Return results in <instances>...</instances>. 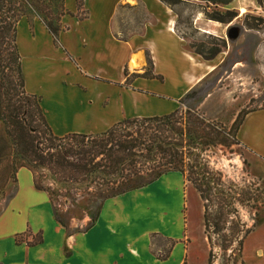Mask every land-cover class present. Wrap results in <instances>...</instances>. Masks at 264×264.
I'll return each mask as SVG.
<instances>
[{"label": "crops", "instance_id": "1", "mask_svg": "<svg viewBox=\"0 0 264 264\" xmlns=\"http://www.w3.org/2000/svg\"><path fill=\"white\" fill-rule=\"evenodd\" d=\"M78 1L63 0L58 43L39 18L31 26L23 17L17 30L26 89L41 96L58 136L100 133L124 119L180 110L184 96L221 63L220 53L206 60L190 43L202 34L225 38L235 22L264 26L258 0H181L173 8L161 0H80V11ZM121 5L143 7L138 29L116 31ZM187 5L197 7L194 18L186 19ZM213 11L238 15L226 24L205 16ZM123 33L127 40L119 38ZM146 53L154 74L163 78L136 77L127 84L126 70L132 61H145ZM237 139L264 160V107L244 114ZM16 180V190L0 198V264H190L195 245L188 236L180 172L106 198L94 224L75 232L56 219L31 170L20 168ZM156 237L164 241L157 244ZM172 240L169 257L159 259Z\"/></svg>", "mask_w": 264, "mask_h": 264}, {"label": "trees", "instance_id": "2", "mask_svg": "<svg viewBox=\"0 0 264 264\" xmlns=\"http://www.w3.org/2000/svg\"><path fill=\"white\" fill-rule=\"evenodd\" d=\"M161 1L171 8L182 2ZM206 1L217 4L231 0ZM258 1L264 7V0ZM78 4L80 11L82 2L79 0ZM32 14L40 16L58 43L64 29L61 17L65 12L61 16L45 14L44 17L41 0H0V193L10 179V173L11 177H16L22 167L32 171L37 189L46 191L51 197L64 195L73 200H77L73 196H84L85 193L104 200L147 186L169 172H180L186 180L194 173V178L189 180L202 199L220 190L218 181L209 170L205 152L224 142L223 130L190 108L185 113L176 110L160 116L124 119L100 133L55 135L42 109L41 96L29 93L25 86L17 30L23 17L33 26ZM205 15L229 24L238 14L235 11H213L205 12ZM245 26L258 29V26L249 25L247 20ZM119 38L127 40L128 34L123 33ZM212 41L210 47L207 42L191 47L204 59L212 60L227 46L224 38L212 37ZM126 72L127 84L136 77L163 78L154 74L151 60L144 73ZM195 95L196 91L191 90L181 102L187 104ZM197 126L198 130L195 129ZM43 182L56 186L43 185ZM62 190H65L64 194ZM226 197L228 206L233 205L236 199H230L232 195ZM219 211L225 214L223 207ZM220 221L217 222V232L222 229ZM40 240L35 237V242ZM175 242L172 240L169 249L159 253L158 258L167 259ZM224 249H228L227 245Z\"/></svg>", "mask_w": 264, "mask_h": 264}, {"label": "rangeland", "instance_id": "3", "mask_svg": "<svg viewBox=\"0 0 264 264\" xmlns=\"http://www.w3.org/2000/svg\"><path fill=\"white\" fill-rule=\"evenodd\" d=\"M41 4L44 17L45 14L61 16L65 12L63 0H41ZM121 6L115 21L116 31L138 29L145 12L143 7ZM182 7L186 19L195 17L196 6ZM36 18L41 19L38 14L31 15L32 20ZM232 25L239 28V37L231 40L226 33L227 46L219 55L221 63L192 89L196 91L195 97L180 109L185 113L190 108L207 122L217 123L223 130L224 141L205 152L209 170L219 183L217 195L212 192L207 199H202L189 180L194 173L188 175L187 180L183 177L181 190L189 225L188 236L195 245L190 264H206L207 259L208 264H264V160L237 139L244 114L264 107V26L249 29L240 22ZM213 41L212 36L202 34L190 44L207 42L210 47ZM261 42L263 47H260ZM134 62L128 73H144L150 66L149 55L146 53L145 61ZM16 177H11L10 173L0 198H7L16 190ZM48 195L56 219L69 232L85 230L106 200L86 193L73 196L77 200L64 195ZM226 195L236 199L233 205L228 206ZM220 207H223L224 215L220 213ZM228 210L232 212L229 214ZM219 220L222 229L217 232ZM163 241L161 237L155 238L157 244Z\"/></svg>", "mask_w": 264, "mask_h": 264}, {"label": "water", "instance_id": "4", "mask_svg": "<svg viewBox=\"0 0 264 264\" xmlns=\"http://www.w3.org/2000/svg\"><path fill=\"white\" fill-rule=\"evenodd\" d=\"M227 35L231 40H235L239 37L240 30L237 26L231 25L228 29Z\"/></svg>", "mask_w": 264, "mask_h": 264}]
</instances>
